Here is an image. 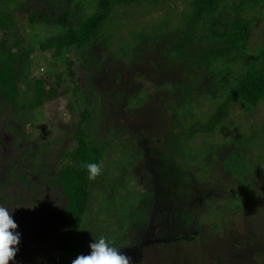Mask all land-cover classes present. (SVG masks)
Returning <instances> with one entry per match:
<instances>
[{"label": "rangeland", "instance_id": "374dc122", "mask_svg": "<svg viewBox=\"0 0 264 264\" xmlns=\"http://www.w3.org/2000/svg\"><path fill=\"white\" fill-rule=\"evenodd\" d=\"M102 1L48 0L44 7L0 0V13L17 23L9 45L23 42L32 53L28 79L45 80L46 89L58 93L20 117L0 106V206L21 235L10 264H47L60 255L69 228L61 216L66 202L47 177L71 163L65 156L77 147V130L87 145L104 150L101 175L88 179V204L69 264L90 254L89 245L100 237H116L114 247L131 264H264V101L253 107L233 101L212 130L186 139L181 134L215 113L227 90L217 84L224 68L233 74L242 68L224 63L197 40L212 16L229 14L240 0L222 1L201 22L191 16L194 0L113 4L101 11L98 36L61 59L39 49L63 30L25 25L31 12L51 10L53 19L63 18L75 30L100 12ZM241 19L249 23L242 55L258 58L264 74V11L251 6ZM214 59L220 60L213 65ZM176 85L187 86L181 96L188 95L187 101L173 91ZM19 90L25 105L30 94L23 84ZM239 155L247 171L237 180L224 166ZM140 210L144 218L119 227L120 216Z\"/></svg>", "mask_w": 264, "mask_h": 264}, {"label": "trees", "instance_id": "16d2710c", "mask_svg": "<svg viewBox=\"0 0 264 264\" xmlns=\"http://www.w3.org/2000/svg\"><path fill=\"white\" fill-rule=\"evenodd\" d=\"M4 1V0H2ZM154 0H103L98 8L99 13L94 16L87 17L84 21L79 23L75 30L71 29L70 25H67L64 19H53L49 14L50 11L39 12L34 11L28 15L26 20L27 27H41L45 26L50 29H60L64 33L61 35H55L46 42L40 43L39 51H51V57L53 59H61L66 56L69 50L81 51L87 44H90L99 34L98 25L104 19V14L101 12L105 9L111 8L113 4L117 5H134L137 3H149ZM224 0H194L192 4V19H196L198 22L203 21L206 16H212L217 10L218 4ZM12 1L9 2V4ZM48 0H27V3L40 4L46 7ZM67 4H71V0H66ZM13 3V2H12ZM15 6V3H13ZM259 7L264 11V0H240V2L231 6L228 9L229 14H219L212 16L210 22L207 23L208 29L203 32L202 37L198 40L199 44L205 48H214L215 57L221 58L226 64L239 63L242 67L237 74L231 73L229 68H224L223 75L217 81V84L224 86L223 89H227L220 104L217 106L215 113L210 117L207 122L203 124H192V126L181 134L184 138H190L195 134H200L207 130H212L220 121V115L233 101L245 107H253L257 102L264 101V74H262L258 68V58H251L247 55H242L244 52L246 42L249 36V23L241 19V15L249 7ZM67 10H62L61 15L65 16ZM17 23L8 14L0 13V106H5L11 109L13 112L20 116L22 114H31L37 108H40L47 101L56 99L58 93L55 89L47 88L45 80L40 78L28 79L29 71L32 69V65L35 63L30 55V50H24V43L16 41L12 45H9L8 38L13 33V30L17 29ZM193 29V28H192ZM51 31V30H50ZM190 40V39H188ZM196 41V40H195ZM189 42V41H188ZM12 43V42H11ZM188 43L186 42L185 45ZM125 52H123L124 54ZM116 56H120L117 52ZM220 59H214L213 65ZM207 64L208 60H204ZM219 62V61H218ZM225 64V65H226ZM213 67V66H212ZM55 80L61 83L60 78L54 75ZM25 85L27 92L30 94L29 102L25 105L20 101L21 92L19 90L20 85ZM221 88V87H220ZM175 93L180 94L181 101H187L182 99V95L187 94L186 85H176L173 88ZM24 95V94H23ZM22 95V96H23ZM137 104L139 101L136 102ZM89 112L86 110L80 113L79 118L82 122L87 120ZM26 125L29 121H25ZM77 147L68 156L71 163L62 164L59 169L48 172L47 181L50 182V187L55 184L59 189L61 198L65 200V205L61 209V216L65 223L69 226L67 232L63 235L62 247L59 249L60 255L50 257L47 264H69L68 254L73 252L76 245L75 235L80 230L82 219L88 204L87 188H88V174L85 168L81 165L87 163L100 162V155L104 150V147H96L92 145V142L87 145L86 139L83 137L81 130H77L74 135ZM174 145L177 144L174 142ZM188 153V152H187ZM233 164L224 166L225 171L229 173L230 177L239 180L242 175L247 171V165L242 158L236 156ZM192 163L194 161H191ZM196 163V162H194ZM187 166V165H185ZM189 168V166H187ZM205 169V167H201ZM191 170V169H190ZM40 172V169H38ZM192 176V175H191ZM194 178V177H193ZM23 182L27 183V178H22ZM53 183V184H52ZM242 185L246 184L242 183ZM245 190V189H244ZM246 189L245 191H247ZM145 193L143 197H150L151 195ZM141 196V195H140ZM141 198V201L144 199ZM140 215V216H138ZM144 218L141 210L136 211L133 215L127 217H121L124 223L121 222L119 227L124 228L129 222H134L136 219ZM123 219H126L124 221ZM119 221V220H118ZM110 246H115L116 237L106 239ZM114 240V241H113Z\"/></svg>", "mask_w": 264, "mask_h": 264}, {"label": "clouds", "instance_id": "9594fccd", "mask_svg": "<svg viewBox=\"0 0 264 264\" xmlns=\"http://www.w3.org/2000/svg\"><path fill=\"white\" fill-rule=\"evenodd\" d=\"M81 167L87 170L89 180H95L101 175L100 164L87 163ZM17 228L12 214L6 207L0 206V264H10L17 254L21 239ZM89 247L90 254L77 256L71 264H131V258L110 246L104 237L94 240Z\"/></svg>", "mask_w": 264, "mask_h": 264}]
</instances>
